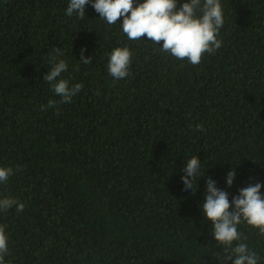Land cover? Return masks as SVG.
Returning <instances> with one entry per match:
<instances>
[{
	"label": "trees",
	"instance_id": "16d2710c",
	"mask_svg": "<svg viewBox=\"0 0 264 264\" xmlns=\"http://www.w3.org/2000/svg\"><path fill=\"white\" fill-rule=\"evenodd\" d=\"M220 2L222 47L194 66L146 36L128 40L123 17L108 25L90 4L79 19L65 15L69 0H0V167L14 169L0 199L25 205L0 212L5 264H220L202 212L207 177L230 204L264 185V0ZM124 46L131 75L116 81L109 53ZM56 47L61 78L83 84L67 104L43 80ZM50 99L56 108L41 111ZM194 155L204 175L192 194L181 177ZM238 230L264 258L258 229Z\"/></svg>",
	"mask_w": 264,
	"mask_h": 264
},
{
	"label": "clouds",
	"instance_id": "9594fccd",
	"mask_svg": "<svg viewBox=\"0 0 264 264\" xmlns=\"http://www.w3.org/2000/svg\"><path fill=\"white\" fill-rule=\"evenodd\" d=\"M134 3L136 6H134ZM178 0H69L65 15L84 19L85 6L91 5L99 17L108 25H114L123 17L120 23L122 32L128 40L139 41L147 37L162 53L171 54L192 65H199L202 56L215 54L222 41L217 37L224 26V15L220 0H189L182 3L177 10ZM163 42L162 47L158 46ZM86 48H81L80 63L89 65L93 57H85ZM133 53L129 47H117L109 53L108 72L118 81L131 75L130 65ZM63 51L56 47L48 55L50 69L44 74L46 81L55 95L61 97L60 103L67 104L83 90V84H70L69 79L61 78L67 71L68 63L62 57ZM79 65L76 66L78 70ZM57 102L49 100L47 105H40V110L56 108ZM58 111V109H57ZM191 127V126H190ZM194 131H204L203 125L197 124ZM201 163L197 155L192 156L182 168L184 175L182 191L195 194L198 190L197 178L203 176ZM14 174L11 167H0V184L6 183ZM234 170H229L225 180L231 188L235 179ZM251 179V178H250ZM204 202L202 212L211 222V235L224 255L218 260L220 264H259L264 259L252 250L245 241V236L238 226L246 223L251 228L258 229V235L264 236V196L259 182L249 183L247 187L238 189V195L232 197L229 203V193L217 187V182L211 176L205 181ZM16 206L17 213L23 212L25 205L15 198L0 199V212H6ZM6 226L0 225V264H5L9 255ZM234 242H237L234 244Z\"/></svg>",
	"mask_w": 264,
	"mask_h": 264
}]
</instances>
